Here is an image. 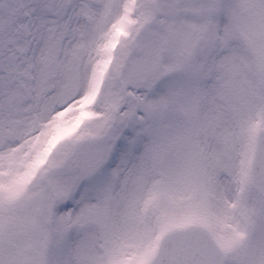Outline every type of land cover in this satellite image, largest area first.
Wrapping results in <instances>:
<instances>
[{
	"label": "snow or ice",
	"instance_id": "snow-or-ice-1",
	"mask_svg": "<svg viewBox=\"0 0 264 264\" xmlns=\"http://www.w3.org/2000/svg\"><path fill=\"white\" fill-rule=\"evenodd\" d=\"M0 264H264V0H0Z\"/></svg>",
	"mask_w": 264,
	"mask_h": 264
}]
</instances>
